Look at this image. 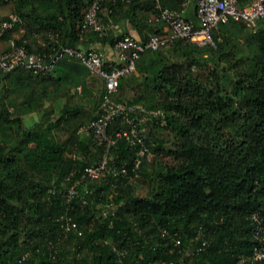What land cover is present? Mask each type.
<instances>
[{"label": "trees", "instance_id": "obj_1", "mask_svg": "<svg viewBox=\"0 0 264 264\" xmlns=\"http://www.w3.org/2000/svg\"><path fill=\"white\" fill-rule=\"evenodd\" d=\"M94 1L0 0V7L12 4V15L21 20L10 35L20 33L16 44L25 42L29 53L47 60L58 46L112 47L122 35L121 21L136 36L126 34L142 42L162 31L150 21L158 13L153 2L101 0L98 15L110 30L80 41ZM160 7L182 9L179 0H161ZM8 18L0 16V23ZM245 29L241 23L221 25L214 33L216 49L177 41L147 53L134 73L119 80L114 102L165 116V125L149 129L159 162L141 166L149 188L144 197L121 176L90 182L93 192L84 205L76 198L67 204L58 192L64 178H77L102 153L91 136L77 140V129L57 144L45 134L81 111L83 106L60 115L42 112L46 102L61 100L69 88L80 86V96L89 97L94 111L103 101V84L99 92L87 90L91 74L84 66L64 55L45 74L0 71V264H251L247 260L260 245L251 215L258 214L264 228V26L249 31L240 45ZM206 61L213 64L214 84L191 72ZM39 112L35 127L23 126ZM113 126L123 124L116 120ZM73 146L81 157L70 156ZM114 153L129 170L133 150L120 143ZM108 180L116 185L112 203L105 199L112 191ZM52 188L55 194L49 193ZM119 204L114 216H103V209Z\"/></svg>", "mask_w": 264, "mask_h": 264}, {"label": "built area", "instance_id": "obj_2", "mask_svg": "<svg viewBox=\"0 0 264 264\" xmlns=\"http://www.w3.org/2000/svg\"><path fill=\"white\" fill-rule=\"evenodd\" d=\"M110 1L113 4L121 2L125 5L135 1L153 2L158 13L150 21L162 26L161 33L150 35L144 42L132 35L122 33L111 47L114 54L112 60H107L94 45H89L86 49L58 46L55 54L49 56L47 60L45 55L29 53L25 42L17 45L16 37H10L15 27L21 24L18 16L10 15L6 21L0 23V71L3 74H9L17 68H23L33 74H45L52 70L62 56L66 55L77 60L90 72L91 76L102 81L105 91L104 99L94 111V118L84 129L85 134L91 136L93 144L102 149V153L100 158L86 166L77 178H64L58 192L64 195L67 204L75 198L83 205L86 204V196L93 192L89 183L101 177L111 176L118 179L121 176L128 182L134 181L139 176L141 166L147 161L148 144L151 143L149 129L155 124L165 125L164 113L161 110L148 111L141 105L117 103L111 99V95L117 91L119 80L136 71V64L142 55L165 50L177 41L182 44H193L199 48L216 49L219 40L214 38V33L221 25L228 22L241 23L251 33H256L260 26H264V0H194V20L184 17L181 12L174 9L161 8V0ZM179 1L183 9L192 2V0ZM100 2L101 0L94 1L86 11L80 41H84L88 33L105 36L110 30V24L104 23L98 15ZM52 39L50 37V40ZM53 41L56 43L54 39ZM2 44H4L3 47ZM75 91L79 93L80 89L77 88ZM116 120L122 122V128L114 129ZM120 143L127 144L134 152V159L129 170L125 167V163L117 162L119 154H115L114 150ZM106 184L112 191L116 188L112 181L108 180ZM80 190L84 192L83 195ZM56 192L55 188L49 190L50 194ZM118 206L121 204L111 206L110 210L103 209V216H114ZM250 220L254 237L260 245L253 249L247 261L256 264L264 262V237L262 236L264 228L258 214L251 215ZM68 231L69 225L66 224L65 232ZM175 246H178V241L175 242ZM116 253L120 258L123 256L122 252ZM25 257L26 255L22 256V260Z\"/></svg>", "mask_w": 264, "mask_h": 264}, {"label": "rangeland", "instance_id": "obj_3", "mask_svg": "<svg viewBox=\"0 0 264 264\" xmlns=\"http://www.w3.org/2000/svg\"><path fill=\"white\" fill-rule=\"evenodd\" d=\"M10 15H12V4H7V5L0 7V16L6 17V16H10ZM247 33L249 34V31L245 29L243 31V34H242L243 37H241V39L239 40L240 45H242V44L245 45L244 42L246 40V37H247L246 34ZM19 36H20V33H18L16 35L17 38H19ZM1 46L3 47L4 44H2ZM145 55L146 54L142 55L140 57L139 61L144 59ZM64 59H66V57ZM61 63L62 62H59V65ZM221 66H223V63L220 64V67ZM213 69H214L213 64L206 61V62L202 63V65L195 66L194 68H192L191 72L194 76L198 77L199 79H202L204 82L207 79H209L208 82H213V84H214L215 80L213 78L209 77L210 72H212ZM87 84L88 85L93 84L92 81L90 80V78L87 80ZM99 85H100V83H99ZM91 86L93 87V85H91ZM76 89L77 88H74V87H71L68 89V93L66 94V96L61 98L60 106L56 105V103H53V102L52 103L46 102L44 104L42 112L49 111L50 109H53L54 114H56V115H60L62 112L65 111L64 109H61L62 106H64V104L65 105L67 104L69 108H71L73 106H74V108H77V106H81V107L84 106L87 108V110H85V109H82L83 108L82 107L81 111H79L74 118H71L68 121V123L63 125L64 126L63 128L60 126L62 129H58V130L55 129L51 132L45 131V134H46L48 141L52 144H57L59 142L64 141L65 138L67 137V134H69V132L71 133L75 129H77V133H76V139L77 140H82L83 138H86V136H87L84 132V129L88 126L89 122L91 121L90 118H91V115H93L94 110H93L92 102L88 100L89 98L86 97V99H85L84 96L81 97L79 95V93H77L75 91ZM82 95H83V93H82ZM61 103L63 105H61ZM42 112L33 113L30 115V117L25 118V120H23V126L27 127V124H30L31 125L30 127H35V125L38 123V120L40 119L39 115L42 114ZM68 127H69V129H68ZM152 147H154V144L150 143L149 147H148L149 157L145 163V166H147V167L154 166V164L156 162H159V157L156 156L151 150ZM77 148L78 147L73 146L72 153L70 154V156L72 158L81 157V155L77 151L78 150ZM147 182H148L147 179L146 178L144 179L141 176V174H139L137 179H135L134 181L128 182V183L135 185V195H137L139 197H144L149 192ZM115 193H116L115 191L114 192L113 191L107 192L105 194V196H107L105 199H108L112 203L114 201V198H115ZM108 200H107V202H109ZM191 252L192 251H188L187 255H190Z\"/></svg>", "mask_w": 264, "mask_h": 264}, {"label": "crops", "instance_id": "obj_4", "mask_svg": "<svg viewBox=\"0 0 264 264\" xmlns=\"http://www.w3.org/2000/svg\"><path fill=\"white\" fill-rule=\"evenodd\" d=\"M181 13H182V15L184 17L189 18L191 20H194L195 19V14H194V0H192V2L186 8H184V9L182 8L181 9ZM117 31L122 32V33H127V32H129L131 34L133 33V30H130L128 24L124 23L123 21H121L119 23V25L117 26ZM134 35L136 36V33ZM96 48H98L105 55V57H106L107 60H112L114 58V54L112 52V49L108 45L107 46H104V47L98 46ZM89 78H90V80L93 83V84H91V85H93V87L91 85H88L87 84V80ZM99 83H100V85H99ZM86 86H87V90H89L90 93H93L94 91L99 92V90L102 88V81L90 75V77L88 76L87 79H86ZM78 88L80 89L79 95H82V93H81V87L79 86ZM85 99H86V97H85ZM60 101L61 100H57V101H54L53 103H56V105L60 106ZM61 105H63V104L61 103ZM66 105L64 104V106H62L61 109L71 110L72 108H74V106L71 107V108H69L68 105L67 106ZM83 109L87 110V108L84 107V106H83ZM41 115L42 114H40L39 117H41ZM28 117H30V115ZM27 126H31V125L30 124H27ZM61 127L63 128L64 126L61 125ZM61 127L58 128V129H62Z\"/></svg>", "mask_w": 264, "mask_h": 264}]
</instances>
